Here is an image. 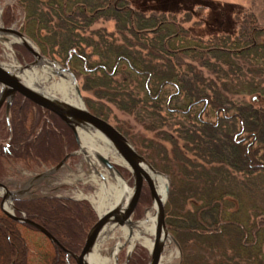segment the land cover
<instances>
[{
  "label": "trees",
  "instance_id": "obj_1",
  "mask_svg": "<svg viewBox=\"0 0 264 264\" xmlns=\"http://www.w3.org/2000/svg\"><path fill=\"white\" fill-rule=\"evenodd\" d=\"M191 2L207 9L205 38L185 26ZM17 11L40 53L82 78L94 97L86 98L91 112L107 119V102L154 133L135 146L169 176L166 223L179 264H264V24L255 14L215 0H15L3 8V24ZM100 19L111 20L113 31L92 29ZM9 120L10 132L0 112V181L11 165L51 166L77 149L56 114L20 94ZM116 127L134 142L122 122ZM142 191L135 218L150 206L146 185ZM14 205L73 252L97 220L86 200L36 195ZM67 262L76 264L0 210V264ZM146 262V249L135 245L127 264Z\"/></svg>",
  "mask_w": 264,
  "mask_h": 264
},
{
  "label": "water",
  "instance_id": "obj_2",
  "mask_svg": "<svg viewBox=\"0 0 264 264\" xmlns=\"http://www.w3.org/2000/svg\"><path fill=\"white\" fill-rule=\"evenodd\" d=\"M0 36L8 41L19 43L33 57L32 61L25 64L7 65L0 61V107L4 104L6 125L9 132L10 106L15 95L20 94L36 105L56 114L71 129L79 150L85 155L86 151L81 145L78 129L86 132L99 133L114 150L116 155L124 161L125 164L122 166L128 169L132 178V186H129L130 192L122 195L121 198L102 215L97 214V220L89 228L79 252H73L65 248L44 226L26 217L25 213L21 212L20 215H16L14 212V201L23 197H28L36 181H39L42 177L56 171L64 165L66 159L74 154V152L66 154L57 164L50 167L48 170L32 176L22 188L10 189L4 182L0 181V210L5 215L19 222L30 224L42 232L51 242L58 245L65 252L67 261L69 257H72L76 264H91V252L99 236L106 227H126L129 233H131L133 228L141 223L142 218L134 219L133 213L138 204L143 186L146 184L150 193V208L153 211L152 244L151 248H147L149 251V260L147 264H161L166 245L171 242L176 244L166 223L165 207L169 193V176L157 169L146 156L140 153L133 143L113 123L91 112L89 108H87L82 99L77 79L66 66L67 64H65V66H60L56 61L42 55L34 42L19 28L1 24ZM9 37L14 38V40L9 39ZM43 62H50L51 64L57 65L58 69L55 70L56 74L65 72L71 77L79 102H71L50 91L31 86L21 78L24 70L42 65ZM96 158L106 169L125 181L124 177L117 169L115 161H110L99 153H96ZM159 178L165 180L164 191L160 188ZM6 202L9 204V208L5 207ZM134 247L135 245H133L132 250ZM132 250L127 253L124 264L128 263ZM114 264H117L116 257L114 259Z\"/></svg>",
  "mask_w": 264,
  "mask_h": 264
},
{
  "label": "rangeland",
  "instance_id": "obj_3",
  "mask_svg": "<svg viewBox=\"0 0 264 264\" xmlns=\"http://www.w3.org/2000/svg\"><path fill=\"white\" fill-rule=\"evenodd\" d=\"M219 2L220 4H235L239 7H241V11H247L252 12L255 14L256 18L259 20V24H264V0H215ZM200 2V1H198ZM15 3V0H0V25H4L2 21V11L3 8L6 5H12ZM190 4V2H189ZM198 4V3H197ZM203 4H200L201 6ZM190 6V5H189ZM196 5V3L191 2V7L187 10L191 11V8L193 9L192 12L187 13L186 17L188 18V22L185 24L186 28L190 27L193 31H197L199 33L198 36H202L205 38L206 35L203 34L204 30L206 29L205 25V19L207 15V9L203 7H199ZM182 9H186L185 7H181V10H177L175 14L179 18L183 14L181 13ZM238 7L230 8L232 10V19L233 22L237 21L235 15V11H237ZM173 10V7L171 8ZM175 10V9H174ZM18 18L15 22L10 24L9 26H13L15 28L21 29V23L23 21V15L21 11H17ZM6 26V25H4ZM104 27L105 30L109 33L112 32L114 29L113 22L111 20H98L94 24H92L91 28L96 29ZM201 32V33H200ZM9 39L14 40V38L9 37ZM10 42V43H9ZM6 43H9L10 47H6ZM35 44V43H34ZM16 45H20L17 42L14 41H8L0 36V61L3 63L9 64H25L33 60V57L26 52H21L19 49H17ZM49 58V57H47ZM51 59V58H49ZM53 60V59H52ZM97 60L95 56H91V61ZM56 61L60 66H65V64H62V62ZM68 67V65H66ZM37 69L40 68V65L36 66ZM69 68V67H68ZM71 71V70H70ZM72 72V71H71ZM65 73V72H62ZM54 77L56 79L59 78L58 74H54ZM77 79V78H76ZM77 84L80 89V93L82 96V99L87 106V100L91 101L93 100V94L91 91H87L81 88L82 86V78L77 79ZM89 101V102H90ZM107 108H109V117L107 120H109L111 123H113L115 126L119 122H122V125L124 128L128 129L132 135L131 139L134 141L133 144L138 145L143 142V140L155 138L154 133L144 129L139 125L135 120L134 117L131 114H127L121 110H119L116 106L105 102L104 104ZM88 108V107H87ZM0 112H3L1 109ZM124 123V124H123ZM121 124V123H120ZM125 135V134H124ZM127 137V136H126ZM128 138V137H127ZM129 139V138H128ZM142 139V140H141ZM2 143L4 145V148L7 149L8 143L4 140H2ZM131 141V140H130ZM145 142V141H144ZM164 145L166 148L170 149L169 143L164 142ZM136 147V146H135ZM143 151H146L143 149ZM74 157L71 159H67L60 168H58L56 171H53L46 176L42 177L40 181L36 184L35 188L36 191H31L28 197H33L36 195H54L58 197H69L75 200H86L88 201L91 206L93 207L92 203V195H96V193H100L101 189L99 187V182L103 180L102 176L103 174L108 175V179L110 182L113 181V173L106 169L102 164L94 162V164H91L90 157L83 154L78 147L74 151ZM70 152V153H72ZM149 152V151H148ZM110 161H113V158H109ZM116 167L124 177L126 183L128 186H132V178L131 174L130 176L123 175V172L120 170V168H123L124 170H127L124 166L116 162ZM51 166L41 165L40 167H36L33 170L25 169L20 164L17 165H11L8 169V175L5 177L4 182L6 185L10 187V189H18L25 186L27 181L34 175L42 173L46 170H48ZM129 172V171H128ZM163 172V171H162ZM130 173V172H129ZM165 173V172H164ZM94 175V176H93ZM146 185V184H144ZM88 186V189L86 188ZM147 186V185H146ZM148 188V187H147ZM149 191V189H148ZM143 192V191H142ZM81 194V196L79 195ZM141 196V195H140ZM150 198V193H149ZM140 199V198H139ZM139 202V201H138ZM138 205V204H137ZM151 205V200H150ZM137 207V206H136ZM94 209V208H93ZM95 211V209H94ZM136 211V208H135ZM133 213L134 219L135 218ZM149 212L151 215L153 214L152 209L149 207L145 208L143 211V215L141 216L144 218ZM96 213V211H95ZM97 215V213H96ZM140 217V218H141ZM135 231V230H134ZM145 235L150 236L152 239V235H149L145 232ZM126 242V239L124 238V232L123 227L119 226H112L108 228L105 232H103L98 240H97V246L96 250L103 256V257H111L112 251L116 245L117 242ZM141 240L139 239L137 242H135V245H141ZM128 242L123 247H120L118 251L115 253L113 258H110V263L108 264H114V259L116 257L117 264H124L125 263V257L127 255V247ZM143 246V245H141ZM146 249L147 254V262L149 260V251L148 249L143 246ZM135 248V247H134ZM134 250V249H133ZM132 250V252H133ZM130 253V256L132 254ZM170 253H172L169 261H167V258ZM119 256L122 258L119 260ZM180 256L181 251L178 243L171 242L169 245H167L164 249V256L161 264H179L180 262ZM146 262V264H147Z\"/></svg>",
  "mask_w": 264,
  "mask_h": 264
},
{
  "label": "bare ground",
  "instance_id": "obj_4",
  "mask_svg": "<svg viewBox=\"0 0 264 264\" xmlns=\"http://www.w3.org/2000/svg\"><path fill=\"white\" fill-rule=\"evenodd\" d=\"M9 43L5 44L6 47L8 48L10 47ZM56 69H58L57 65L51 64L50 62H43V64L40 65L39 69L33 67L31 69L24 70L23 74L21 75V78L31 86L50 91L71 102H76V103L79 102L76 90L71 81V77L67 73H60L58 74L59 78L56 79L54 77V74H56L55 73ZM78 136L81 145L86 151V156H89L91 158L90 159L91 164H94V162L99 163L98 159L96 158V153H99L100 155L108 159L112 157L113 161L121 165L125 164L124 161L119 156L116 155L114 150L107 144V142L101 137L99 133L86 132L78 129ZM101 176L103 178V180L99 182V187L101 189V192L96 193L95 196L94 195L91 196L93 207L98 215H102L116 201H118L122 195L128 194L130 192V187L118 175L113 174L112 182L109 181L108 175L103 174ZM159 184L161 190L164 191L165 180L159 178ZM79 195L81 196V194ZM5 207L9 208V204L7 202L5 203ZM108 228L110 227H106L103 232H105ZM152 229H153V214L151 215L149 212H147L146 216L142 218L141 223L138 224L135 228H133L131 233H129L126 227H123L124 238L126 239V242L129 243L127 247V253L132 250L133 245H135V242H137L139 239L141 240L140 241L141 245L145 246L146 248H151L152 239L150 236L145 235V232L151 235ZM126 242L125 243L121 241L117 242L112 251L111 257H103L96 250V246H97L96 243L90 255L91 264L110 263L111 260L110 258H113L115 253L118 251V249L120 247H123L126 244ZM171 255L172 253L167 255L168 256L167 261H169Z\"/></svg>",
  "mask_w": 264,
  "mask_h": 264
},
{
  "label": "flooded vegetation",
  "instance_id": "obj_5",
  "mask_svg": "<svg viewBox=\"0 0 264 264\" xmlns=\"http://www.w3.org/2000/svg\"><path fill=\"white\" fill-rule=\"evenodd\" d=\"M12 104V103H11ZM11 107V106H10ZM1 109L3 110V113H4V104L0 107V111H1ZM4 118H5V113H4ZM5 125H6V119H5ZM7 126V125H6ZM8 128V127H7ZM9 130V129H8ZM10 135V134H9ZM8 139H9V137L7 138V140H6V142H8ZM68 154V153H67ZM66 155V154H65ZM74 154H72V155H70L67 159H71L72 158V156H73ZM66 159V160H67ZM40 181V180H39ZM38 183V181H36L35 183H34V185H33V187L31 188V191H36V188H35V186H36V184ZM8 186V185H7ZM9 187V186H8ZM10 188V187H9ZM30 191V192H31Z\"/></svg>",
  "mask_w": 264,
  "mask_h": 264
}]
</instances>
